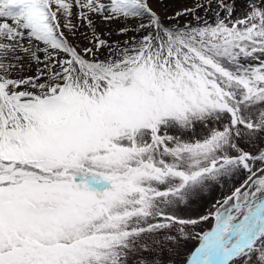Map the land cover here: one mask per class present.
Wrapping results in <instances>:
<instances>
[{
    "label": "snow or ice",
    "instance_id": "1",
    "mask_svg": "<svg viewBox=\"0 0 264 264\" xmlns=\"http://www.w3.org/2000/svg\"><path fill=\"white\" fill-rule=\"evenodd\" d=\"M0 264H264V0H0Z\"/></svg>",
    "mask_w": 264,
    "mask_h": 264
},
{
    "label": "rangeland",
    "instance_id": "2",
    "mask_svg": "<svg viewBox=\"0 0 264 264\" xmlns=\"http://www.w3.org/2000/svg\"><path fill=\"white\" fill-rule=\"evenodd\" d=\"M184 3H191V0H183V2H181V0H177V7H180V6H183V4ZM115 38V37H114ZM33 71H34V69H33ZM24 75H30V74H32V72H25V73H23ZM13 75H16V73H13ZM241 179H242V177H241ZM238 183V182H237ZM218 195H219V193H218ZM212 221H209V222H207L206 224H203L201 227L203 228V229H208V228H211V226H212ZM196 243H197V241L196 240H191L188 244H187V250H192V249H194V247L196 246Z\"/></svg>",
    "mask_w": 264,
    "mask_h": 264
}]
</instances>
